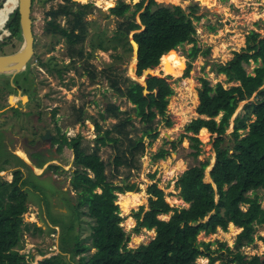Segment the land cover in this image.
Returning a JSON list of instances; mask_svg holds the SVG:
<instances>
[{
  "label": "trees",
  "instance_id": "trees-1",
  "mask_svg": "<svg viewBox=\"0 0 264 264\" xmlns=\"http://www.w3.org/2000/svg\"><path fill=\"white\" fill-rule=\"evenodd\" d=\"M6 1L0 0L4 23L16 7L3 9ZM196 8L197 4L186 8L179 4L160 5L157 0H139L134 4L132 18L119 32L124 38L130 30H134L131 39L136 45L133 72L137 77H143L144 72L150 70L144 78L146 85L136 79H126L127 83L122 87L116 79H110L115 92L133 104L132 112L122 111L115 103L107 102L104 109L98 112V117L88 116L96 132V147L90 152L82 148L80 133L69 138L64 132L60 134L58 150L66 145L73 152L74 169L70 182L78 198L75 203L71 202L63 191L62 197L76 209V205H85L87 215L93 220L87 236L90 240L88 243L81 242L78 234L67 240L61 226L49 220L51 226L46 224V228L50 229L48 234L57 233L59 251L44 256L37 264H202L197 260L199 256L207 257V264H212L215 258L213 252L222 247L224 250L217 254L222 264L234 261L237 264H264V253L248 255L240 251L242 245L254 240L255 224H264V206L258 200V190H264V36L259 37L258 31L249 30L242 51H234L229 60L214 65L216 73H224L227 81L238 83L225 87L221 81L211 84L208 78L200 77L196 106L198 115L186 123L185 131L190 133L185 132L182 136L188 138L189 154L196 158L200 153L198 132L206 130L216 135L213 139L215 162L209 170L210 181L204 180L208 160L198 161L179 174L176 180L178 194L188 206L170 205L158 185V179L150 182L146 188L148 207L144 209L142 204L132 213L136 220L134 231L154 229L155 234L147 243L127 246L129 234L120 224L123 218L119 214L116 197L117 192L135 190L136 184H119L110 180L105 171L106 164L98 152L99 146L110 143L115 150L112 160L115 170L121 165L129 170L138 167L137 156L145 150L144 134L155 137L157 132L152 124L156 115H162L163 119L166 117L168 96L173 93L169 73L180 68L182 76L188 75L193 58L200 52H208V49H200L194 36L196 29L192 17H200L195 13ZM109 9L111 14L123 16L130 9V4L119 0ZM91 12V3L65 0L49 10L51 17L47 28L54 35L63 37L69 46L82 43L87 34L85 16ZM137 13L139 22L135 20ZM61 15L68 25L63 26L58 21ZM5 28L10 33L0 41V53L13 51L15 42L21 40L17 9L10 13ZM184 42H191L192 45L186 53L187 57L179 61L175 50ZM7 46L10 47L6 49ZM97 47L108 49L102 42H98ZM129 48L133 45L130 44ZM75 53H70L71 59L85 54L82 47ZM53 58V55L49 56L43 65L58 72ZM250 59L257 64L252 73L247 72L242 63H248ZM167 65H171V71H165ZM157 68L165 74L155 73ZM89 73L93 79L95 72L91 70ZM4 81L8 84V77ZM240 101L243 104L233 117L232 130L227 133L228 140L225 141L230 118ZM78 110L75 122L82 123L86 118L84 107ZM133 115L146 125L142 134L136 137L131 133L135 128ZM217 115H220L219 119H216ZM107 117L116 121L103 128L99 118ZM165 122L171 125L170 120ZM170 144L171 148H175L174 141ZM167 151L161 147L153 158H164ZM48 166L54 170L59 167L55 164ZM11 173V180L0 177V264H34L33 254L26 256L19 246L25 227L32 226L39 231L46 229L23 217L30 205L28 185L35 190L37 183L32 184L29 173L25 174L20 168L13 169ZM30 175L34 178L39 176L31 171ZM149 176L154 178L155 173ZM169 212L168 218L159 216ZM229 222L241 227L236 233L233 248L220 242L219 249H211V242L198 239L200 232H214L217 227L226 229ZM259 239L264 243V236L259 235ZM90 247L93 251L88 256L83 254Z\"/></svg>",
  "mask_w": 264,
  "mask_h": 264
},
{
  "label": "rangeland",
  "instance_id": "rangeland-1",
  "mask_svg": "<svg viewBox=\"0 0 264 264\" xmlns=\"http://www.w3.org/2000/svg\"><path fill=\"white\" fill-rule=\"evenodd\" d=\"M64 1H34L32 13L35 40L34 56L32 55L28 60V67L17 73L13 81L20 86H27L33 82L36 95L43 102L40 104L42 113L46 116L47 111L50 110L49 108L55 107V118L60 130L68 138L80 133L82 148L90 152L96 147V132L89 117H98V112L104 109L107 102L115 103L122 111L132 112L131 106L133 104L115 92L110 79H116L118 85L122 87L127 83L126 79H136L139 82L143 80V77H137L133 72L135 64L134 48L136 45L131 39L134 30H130L127 36L124 35V38H122L123 33L119 32L124 29L132 18L131 11L134 4L139 0H123L130 4V9L123 16H115L110 13L109 8L119 0H112V3H108V5L104 4V0H70L79 3L88 2L92 5L91 14L85 16L86 37L82 43H76L73 46H69L63 37L54 35L47 28L49 26L47 21L51 17L49 10ZM157 1L160 5L179 4L183 8L197 4L195 13L199 14L200 17H192L196 29L194 36L200 49H208V52L206 54L200 52L193 58L188 75L182 76L180 68H175L176 71L169 73L173 93L168 96L166 117L163 119L162 115H156L152 124L155 127L154 131L157 132L155 137L144 134L145 150L137 156L138 167L136 169L129 170L126 166L121 165L115 170L112 162L115 150L112 144L98 147V152L106 164L105 171L110 180L119 184L133 182L136 184L135 190L117 192L116 197L120 209L119 214L123 218L120 224L129 234V240L126 243L128 247H136L141 243H147L155 234L151 229L145 228L134 231L136 220L132 216L133 211L137 210L140 205L143 204L144 209L148 207L149 194L146 188L150 182L158 179V185L163 189L170 205L188 206V203L183 201L178 194L179 189L176 186V180L179 174L189 166L197 164L198 161L208 160L209 164L204 170V180L210 181L209 170L215 162L213 139L216 135L206 130L198 132L200 153L196 158L189 154L188 138L182 136L185 132L190 133L185 131L186 123L198 115L196 106L198 104L197 89L200 86V77L208 78L211 84L221 81L225 87L238 83L237 81H227L224 73H216L213 69L214 65L229 60L234 51H242L249 30L258 31L259 37L264 36V0ZM15 3L16 0H7L3 9L7 8L9 10ZM1 16L4 17V13L0 12ZM135 20L139 22L138 13L135 15ZM58 21L63 26L68 25L66 18L62 15ZM5 25L3 28L0 27V41L9 34V30L5 28ZM20 42L21 40L15 42L14 50L18 48ZM98 42H102L108 49H99L97 47ZM130 44L133 45V48H129ZM191 45V42H184L175 50L179 61L187 57L186 53ZM9 47L7 46L6 49ZM80 47H82L85 54L83 56H73L71 59L70 53L76 54L75 50ZM88 53L92 55L87 56ZM51 55L54 56L53 62L55 61L58 65V72L48 70L43 65V62ZM242 63L249 73H252L254 66L257 65L252 59L248 63ZM91 70L95 72L93 79L90 78L89 71ZM155 71V73L161 72L160 68ZM163 72L161 73L165 74ZM30 74L32 79L29 77ZM6 77L8 75L0 74V86L5 84L4 79ZM28 94L32 99L33 93L28 92ZM6 99L3 92H0V107L4 105ZM243 101L239 102L230 118V124L224 135L225 141L228 140L227 133L232 130L233 117L240 111ZM87 102L89 104H86ZM79 107H84V115H86L82 123L75 122L76 116L79 114ZM219 116L217 115L216 119H219ZM2 117H0V122L5 121ZM167 119L170 120L171 125L166 124ZM99 121L103 128H106L110 127L116 119L107 117L105 119L99 118ZM133 122L135 128L134 132L131 131V133L134 134L133 137H136L142 134L146 125L134 115ZM8 123L9 120L6 121L4 127ZM180 137L182 138L180 139ZM172 141L176 144L175 148H171L170 142ZM161 147L168 150L165 157L154 159L153 154ZM56 157L53 161L47 162L58 165L59 167L56 170L51 169L46 163L39 168L33 166L34 173L39 175L36 178L31 177L29 171V180H32V184L33 182L37 183L36 187L38 188L33 190L28 185L27 192L30 205L23 213V217L26 221L37 222L38 225L43 226V229L46 228V224L51 226L49 220L57 222L61 226V231L65 233L67 240L73 239L78 234L81 242L88 243L90 239H87V236L90 233L93 220L87 215L85 205H76V209L71 207L73 204H67L62 197L64 192L68 195L69 201L74 203L78 198L77 191L70 182L74 169L72 149L63 145L61 149L57 150ZM3 161V157L0 156V177L11 180V171L16 163L14 161L13 163L4 164ZM24 167L27 170V167ZM153 172L155 177L151 178L149 174ZM258 193V200L264 206V190L259 189ZM170 213L159 216L168 218ZM229 223L226 229L217 227L214 232H200L198 239L211 242V249H219L220 242H225L226 246L233 248L236 233L241 227L229 226ZM72 225L74 228H72ZM49 232V228L39 231L32 228V226L25 227L22 231V241L19 249L26 256L33 254L34 264H37V261L44 256L59 251L57 233L48 234ZM253 234L254 240L251 243L242 245L240 251L248 255L264 253V243L259 239V235L264 236V224L256 223ZM223 250L224 247L213 252L215 258L212 264H222V259L217 254ZM92 251L93 248L90 247L83 254L88 256ZM197 260L202 264H207V257L205 256H199ZM231 264H237V262L234 261Z\"/></svg>",
  "mask_w": 264,
  "mask_h": 264
},
{
  "label": "flooded vegetation",
  "instance_id": "flooded-vegetation-1",
  "mask_svg": "<svg viewBox=\"0 0 264 264\" xmlns=\"http://www.w3.org/2000/svg\"><path fill=\"white\" fill-rule=\"evenodd\" d=\"M5 75H8V84L4 81L5 84L0 86V92L7 98L0 107V117L5 120L0 122V156L4 164L15 161L14 169L20 168L25 174L34 173L33 166L42 167L57 158L62 131L55 118L56 108L50 107L45 116L40 107L43 102L36 95L33 82L20 86L13 81L14 76L11 79V75ZM29 77L32 79L31 74ZM27 91L33 93L32 99ZM7 120L9 123L4 127ZM49 164L53 163L46 165Z\"/></svg>",
  "mask_w": 264,
  "mask_h": 264
},
{
  "label": "water",
  "instance_id": "water-1",
  "mask_svg": "<svg viewBox=\"0 0 264 264\" xmlns=\"http://www.w3.org/2000/svg\"><path fill=\"white\" fill-rule=\"evenodd\" d=\"M33 4V0H17V5L14 9H17L18 12L21 42L17 49L11 52L0 53V74H9L11 75V79L14 74L26 68L28 60L34 53ZM14 9L10 13H12ZM149 72L150 70L144 72L141 82L143 85H146L144 78ZM11 97L12 95L9 98L11 99ZM166 201L168 202L167 199Z\"/></svg>",
  "mask_w": 264,
  "mask_h": 264
},
{
  "label": "bare ground",
  "instance_id": "bare-ground-1",
  "mask_svg": "<svg viewBox=\"0 0 264 264\" xmlns=\"http://www.w3.org/2000/svg\"><path fill=\"white\" fill-rule=\"evenodd\" d=\"M108 3H112V0H104V4L105 5H108ZM14 5H17V0H16V3L14 4ZM4 17H0V27L2 26L3 27V24H4ZM171 70V65H167L166 67H165V71H170ZM21 150V149H20ZM22 152V151H21ZM20 155V154H19ZM23 155V154H22ZM163 163H165V162H163ZM165 166H166V164H165ZM171 167V166H170ZM178 167V166H177ZM174 168V167H173ZM163 214H165V213H163ZM234 224L232 223V222H230L229 223V226H233ZM151 231H154L153 229H151Z\"/></svg>",
  "mask_w": 264,
  "mask_h": 264
},
{
  "label": "crops",
  "instance_id": "crops-1",
  "mask_svg": "<svg viewBox=\"0 0 264 264\" xmlns=\"http://www.w3.org/2000/svg\"><path fill=\"white\" fill-rule=\"evenodd\" d=\"M37 168H39V167H37ZM41 169V168H40Z\"/></svg>",
  "mask_w": 264,
  "mask_h": 264
},
{
  "label": "built area",
  "instance_id": "built-area-1",
  "mask_svg": "<svg viewBox=\"0 0 264 264\" xmlns=\"http://www.w3.org/2000/svg\"><path fill=\"white\" fill-rule=\"evenodd\" d=\"M10 33V32H9Z\"/></svg>",
  "mask_w": 264,
  "mask_h": 264
},
{
  "label": "clouds",
  "instance_id": "clouds-1",
  "mask_svg": "<svg viewBox=\"0 0 264 264\" xmlns=\"http://www.w3.org/2000/svg\"><path fill=\"white\" fill-rule=\"evenodd\" d=\"M154 230V229H153Z\"/></svg>",
  "mask_w": 264,
  "mask_h": 264
}]
</instances>
